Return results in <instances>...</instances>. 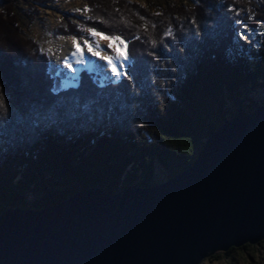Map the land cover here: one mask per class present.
<instances>
[{"label": "trees", "instance_id": "16d2710c", "mask_svg": "<svg viewBox=\"0 0 264 264\" xmlns=\"http://www.w3.org/2000/svg\"><path fill=\"white\" fill-rule=\"evenodd\" d=\"M85 1L89 18H64L56 34L85 38L82 26L119 36L130 62L117 83L98 86L81 71L76 87L55 93L45 55L20 34L15 0H0V212L83 188L155 184L191 164L221 117L260 103L264 0H165L158 12Z\"/></svg>", "mask_w": 264, "mask_h": 264}, {"label": "water", "instance_id": "95a60500", "mask_svg": "<svg viewBox=\"0 0 264 264\" xmlns=\"http://www.w3.org/2000/svg\"><path fill=\"white\" fill-rule=\"evenodd\" d=\"M264 240V101L210 128L155 184L0 212V264H200Z\"/></svg>", "mask_w": 264, "mask_h": 264}, {"label": "rangeland", "instance_id": "374dc122", "mask_svg": "<svg viewBox=\"0 0 264 264\" xmlns=\"http://www.w3.org/2000/svg\"><path fill=\"white\" fill-rule=\"evenodd\" d=\"M116 1H127L129 3H137L141 7L148 8L151 11L158 12L160 8L164 7L165 0H116ZM224 1V0H220ZM195 0L183 1L182 4L187 8H191L195 4ZM15 7L19 14L20 19V34L25 39H31L34 43L38 45L39 52L42 55H45L48 62V72L57 82V77L55 75L53 65H52V54L55 52L53 43L57 38H75L78 42H84L87 40L89 43H96L95 37H92L88 29L80 28L83 31L85 38H78L72 35H57V29L60 25V22L64 18H68L74 25L78 26V21H84L89 18V9L90 6L85 0H15ZM87 8L88 11H83ZM79 9L80 11H77ZM241 36L245 38H241ZM240 39L246 41L247 37L243 34H240ZM126 45L127 42L125 41ZM59 49V48H58ZM57 49V50H58ZM127 55V47H126ZM128 57V55H127ZM129 57L127 60H122L121 67L122 72L129 63ZM51 69V71H50ZM86 72L91 73L93 76V81L97 85H101L99 76L94 71H89L87 69H82ZM81 70V71H82ZM123 76V75H122ZM117 82V81H115ZM113 83V82H109ZM76 84V83H75ZM108 84V83H106ZM103 84V85H106ZM74 86V84H70ZM57 86V83H56ZM67 87V86H66ZM70 87V86H69ZM68 88V87H67ZM66 89V88H65ZM253 98H257L258 101H264V90L254 92ZM245 102H249V99H245ZM225 109L235 111V106L231 102H227ZM236 111L234 112V114ZM225 118H230V115L227 114L224 117L220 118V122L215 124V128L220 126ZM165 177L162 174L156 176V182L164 179ZM29 199L31 197L29 196ZM219 257L204 259L200 264H264V241H261L257 244H252L246 249H236L229 254L225 252H218Z\"/></svg>", "mask_w": 264, "mask_h": 264}, {"label": "bare ground", "instance_id": "6f19581e", "mask_svg": "<svg viewBox=\"0 0 264 264\" xmlns=\"http://www.w3.org/2000/svg\"><path fill=\"white\" fill-rule=\"evenodd\" d=\"M73 38H57L55 42L53 43V47L55 52L52 54V65L54 69V72L58 68L60 70L61 75L56 76L57 82H55V85L57 83V87L61 88V83L66 79H70L72 76H76L79 74V72L82 69H87L94 67L97 70L94 71L98 74L99 80L101 76H107L109 77L110 81H117L119 78L112 76L111 70L106 64V62L102 59H99L96 56H92L91 53L87 51V48L84 45V42H78L80 47L83 49V57L81 58L79 55L73 56L72 53L75 51L73 44H72ZM95 41L99 43L100 48L97 49L101 52V55H110L114 57V51L113 49H109L107 47L109 41L108 40H101L99 37H95ZM123 47V46H122ZM59 48V49H58ZM58 49V50H57ZM68 58V62L71 65V69L65 67L64 65V58ZM83 60V63H77L78 60ZM114 64L117 66L118 71L122 72V69L120 65H122L121 61H115ZM75 69H80L79 72L74 71Z\"/></svg>", "mask_w": 264, "mask_h": 264}, {"label": "snow or ice", "instance_id": "6c2138e0", "mask_svg": "<svg viewBox=\"0 0 264 264\" xmlns=\"http://www.w3.org/2000/svg\"><path fill=\"white\" fill-rule=\"evenodd\" d=\"M77 11H80L79 9H77ZM83 11H88L87 8L83 9ZM156 15H159V13H156ZM89 32V34L92 37H99L101 40H108L109 43L107 45V47L109 49H113L114 51V57L110 56V55H101V52L98 51L97 49L100 48V45L98 42H96L93 46V43H89L87 40L84 41V45L87 48V51L89 53H91L92 56H96L99 59H102L106 62V64L108 65V67L111 70V74L114 77H121L122 75H124L123 72L118 71L117 66L114 64V60L115 61H121V60H127L128 57L126 55V43L123 39H121V37L119 36H109V35H105L103 32H98L95 29H88L87 30ZM241 38H245L243 36H241ZM72 44L73 47L75 49V51L72 53L73 56H77L79 55L81 58L83 57V49L80 47L79 43L77 42V40L75 38L72 39ZM123 46V47H122ZM77 63H83V60H78ZM64 65L65 67L71 69V65L68 62V58L65 57L64 58ZM120 67H123V65H120ZM97 69L94 67L89 68V71H96ZM51 71V69H50ZM74 71L79 72L80 69H75ZM55 75L56 76H60V70L57 68L55 71ZM78 82V77L76 76H72L70 79L66 78L62 83H61V87H66L69 86L70 84H74ZM100 82L101 85L109 83V82H115V81H110L109 77L107 76H101L100 78ZM54 91L56 90L55 88L53 89Z\"/></svg>", "mask_w": 264, "mask_h": 264}]
</instances>
